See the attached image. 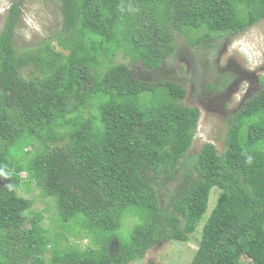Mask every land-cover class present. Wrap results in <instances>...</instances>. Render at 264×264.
<instances>
[{
  "label": "trees",
  "instance_id": "trees-1",
  "mask_svg": "<svg viewBox=\"0 0 264 264\" xmlns=\"http://www.w3.org/2000/svg\"><path fill=\"white\" fill-rule=\"evenodd\" d=\"M23 1L0 32V264L142 260L161 240L190 242L215 188L191 264H264V86L233 115L223 153L206 143L189 161L202 114L187 90L114 63L123 53L156 70L178 34L238 35L264 20V0H62L59 50H19ZM33 185L56 209L50 260V228L28 218L34 201L19 193ZM130 215L139 222L126 233ZM55 218L79 223L75 236L87 231L94 247L62 253L69 236Z\"/></svg>",
  "mask_w": 264,
  "mask_h": 264
},
{
  "label": "rangeland",
  "instance_id": "rangeland-1",
  "mask_svg": "<svg viewBox=\"0 0 264 264\" xmlns=\"http://www.w3.org/2000/svg\"><path fill=\"white\" fill-rule=\"evenodd\" d=\"M13 2L14 0H0V32ZM20 14L15 38L19 50L39 47L46 42L59 50L57 34L63 27L62 0H24ZM177 39L176 53L156 70H146L141 63L123 53L116 56L114 63L129 65L134 77L145 82L169 81L181 84L187 90L185 104L199 108L202 114L189 161L199 155L206 143L216 145L222 154L233 115L245 106L247 98L257 95L264 86V20L238 35L211 37L197 44H191L180 34ZM28 179V174L23 173L22 181ZM6 182L0 178V187ZM41 192L34 187L31 193L24 190L19 193L34 201L28 218L42 214L43 226L50 228V237L54 243L47 254V260H50L51 251L57 244L54 235L58 229L52 226L56 209L52 200L40 197ZM219 194V189L212 191L209 209L190 242L161 240L144 259L130 264H191L198 250L204 224L216 206ZM130 216L124 225L126 233L132 230L135 222H139L138 218ZM54 224L55 227H63L64 236H69L58 244L62 253L68 247H94L91 234L87 231L75 236L83 228L79 223L73 222L61 227L55 218ZM111 247L114 250L115 242Z\"/></svg>",
  "mask_w": 264,
  "mask_h": 264
}]
</instances>
